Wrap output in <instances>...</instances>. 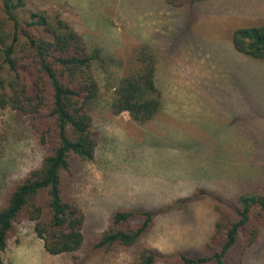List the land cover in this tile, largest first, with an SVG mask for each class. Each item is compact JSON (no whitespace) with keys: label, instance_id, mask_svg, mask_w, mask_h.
I'll return each instance as SVG.
<instances>
[{"label":"rangeland","instance_id":"1","mask_svg":"<svg viewBox=\"0 0 264 264\" xmlns=\"http://www.w3.org/2000/svg\"><path fill=\"white\" fill-rule=\"evenodd\" d=\"M35 1L62 11L95 54L100 95L91 113L98 144L70 187L85 213L82 248L50 254L24 220L3 254L5 264H134L135 248L92 251L112 212L161 209L191 195L187 208L158 212L142 241L197 255L213 232L215 202L264 183V61L239 52L232 41L236 28L264 22V0L185 7L165 0ZM140 42L157 51L156 83L169 111L161 108L143 125L110 108L125 48ZM43 156L25 118L0 112V205ZM243 264H264V229Z\"/></svg>","mask_w":264,"mask_h":264},{"label":"trees","instance_id":"2","mask_svg":"<svg viewBox=\"0 0 264 264\" xmlns=\"http://www.w3.org/2000/svg\"><path fill=\"white\" fill-rule=\"evenodd\" d=\"M165 1L185 7L206 0ZM232 41L239 52L264 61V22L236 28ZM95 59L62 11L41 9L35 0H0V112L11 109L24 117L44 150L41 164L13 184L0 205V264L24 220L33 223L50 254L75 252L84 244L85 213L70 187L81 163L94 159L98 144L91 113L100 95ZM121 66L110 108L147 124L162 108L157 51L146 42L129 45ZM194 199L181 197L161 209L114 210L92 251L135 248L134 264H243L264 229V183L215 202L213 232L195 256L143 243L158 212L185 209Z\"/></svg>","mask_w":264,"mask_h":264},{"label":"crops","instance_id":"3","mask_svg":"<svg viewBox=\"0 0 264 264\" xmlns=\"http://www.w3.org/2000/svg\"><path fill=\"white\" fill-rule=\"evenodd\" d=\"M166 2V1H165ZM156 85H157V83H156ZM158 87V86H157ZM162 105H163V107H162V110H164V111H166V112H169L168 111V109H167V107H165V105L163 104V100H162ZM173 109H174V107L170 110V111H173ZM161 111V110H160ZM125 112H123V113H121V114H119L118 116H120V115H123ZM126 113H128V112H126ZM128 115H129V113H128ZM129 118H131L130 117V115H129ZM132 119V118H131ZM155 120V119H154ZM154 120H152V121H154ZM132 121L135 123V124H138L139 125V123H137V122H135L133 119H132ZM142 125V124H141ZM178 158V157H177Z\"/></svg>","mask_w":264,"mask_h":264}]
</instances>
